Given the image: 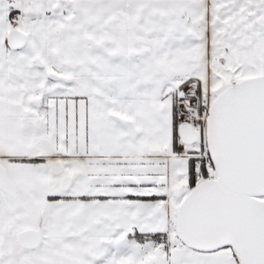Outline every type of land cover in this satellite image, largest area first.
I'll list each match as a JSON object with an SVG mask.
<instances>
[{"label": "snow or ice", "instance_id": "snow-or-ice-1", "mask_svg": "<svg viewBox=\"0 0 264 264\" xmlns=\"http://www.w3.org/2000/svg\"><path fill=\"white\" fill-rule=\"evenodd\" d=\"M0 264H264V0H0Z\"/></svg>", "mask_w": 264, "mask_h": 264}]
</instances>
